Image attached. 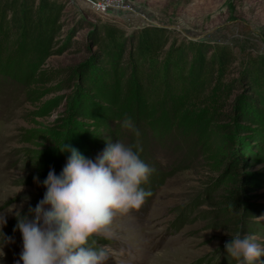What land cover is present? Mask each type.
I'll return each mask as SVG.
<instances>
[{
	"label": "rangeland",
	"instance_id": "1",
	"mask_svg": "<svg viewBox=\"0 0 264 264\" xmlns=\"http://www.w3.org/2000/svg\"><path fill=\"white\" fill-rule=\"evenodd\" d=\"M62 1L65 10L48 17L0 0V264L19 260L16 216L43 198L50 169L60 174L70 155L57 149L65 141L95 161L107 140L138 139L140 158L155 169L146 206L117 213L110 238H89L105 248L107 264H133L132 253L140 264H232L224 245L237 231L264 246V78L250 92L241 65L210 97L202 87L181 102L169 135L148 122L137 138L118 123L135 108L128 94L137 83L124 78L119 53L129 49L117 35L169 29L180 40L230 46L240 63L252 58L263 70L264 0H127L135 12L116 17L100 16L83 0ZM67 68L74 77L65 81L59 70ZM233 151L245 161L237 169L253 182L252 215L228 217L219 207L232 187L225 173Z\"/></svg>",
	"mask_w": 264,
	"mask_h": 264
},
{
	"label": "clouds",
	"instance_id": "2",
	"mask_svg": "<svg viewBox=\"0 0 264 264\" xmlns=\"http://www.w3.org/2000/svg\"><path fill=\"white\" fill-rule=\"evenodd\" d=\"M118 123L122 131L139 137L130 116L125 114ZM106 144L95 161L66 141L57 148L70 153L65 166L59 175L49 170L42 182L46 189L43 198L34 208L29 207L27 216H16V229L22 236L16 264H107L105 248L97 246L96 240L89 243V238H110L115 215L142 206L152 193L141 185L149 181L155 169L140 158L138 139L133 144L120 140H107ZM34 182L39 184V178L34 177ZM230 237L224 245L227 258L236 264H264V246L255 242V237L239 231ZM3 255L2 249L0 257Z\"/></svg>",
	"mask_w": 264,
	"mask_h": 264
},
{
	"label": "trees",
	"instance_id": "3",
	"mask_svg": "<svg viewBox=\"0 0 264 264\" xmlns=\"http://www.w3.org/2000/svg\"><path fill=\"white\" fill-rule=\"evenodd\" d=\"M16 1L22 11L31 8L37 11L35 14L46 12L48 17L65 10L62 0ZM104 26L106 30L108 27L106 24ZM117 35L121 44L129 49V52L125 49L119 53L121 63L125 64L124 78L137 83L136 88L128 94V101L130 104L136 102L130 116L138 131L150 122V129L157 131L161 124L159 132L169 135L178 128L176 123L181 120V102L193 101L195 90L202 87L206 89L205 96L210 95L207 91L216 82L225 80L228 74H237L241 65L246 70L241 71L239 77L250 92L256 91L257 86L261 85L260 79L264 78V68L262 70V66H258L257 60L249 58L245 63H240L237 53L230 46L186 38L180 40L178 32L160 27L145 28L128 36L122 33ZM135 54H138L137 58ZM59 71L65 73V81L74 77L73 71L68 68ZM217 95L220 96L219 93ZM230 154L225 176L232 179V187L220 197L219 207L222 215L228 217L252 215L256 212L249 196L253 182L241 169H237L245 164L244 159L235 151ZM151 180L149 178L141 187L154 192ZM231 261L235 263V260Z\"/></svg>",
	"mask_w": 264,
	"mask_h": 264
},
{
	"label": "built area",
	"instance_id": "4",
	"mask_svg": "<svg viewBox=\"0 0 264 264\" xmlns=\"http://www.w3.org/2000/svg\"><path fill=\"white\" fill-rule=\"evenodd\" d=\"M92 9L103 17H116L117 14L131 12L134 13L131 4L127 0H83Z\"/></svg>",
	"mask_w": 264,
	"mask_h": 264
}]
</instances>
